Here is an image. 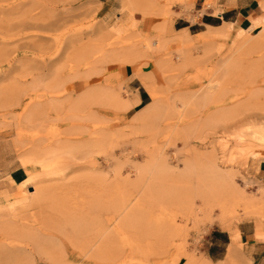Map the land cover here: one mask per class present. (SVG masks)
Listing matches in <instances>:
<instances>
[{"label": "rangeland", "instance_id": "obj_1", "mask_svg": "<svg viewBox=\"0 0 264 264\" xmlns=\"http://www.w3.org/2000/svg\"><path fill=\"white\" fill-rule=\"evenodd\" d=\"M222 1L209 0L205 8L216 9L218 14L221 7L217 3ZM257 1L261 13L253 17L251 24L256 26L253 30L256 37L238 53H246L245 60L238 65L239 69H233L232 75H224L225 81L221 79L223 72H218L214 79L218 81L221 77L219 82L228 98L245 87L252 89L251 86L257 88L259 85L261 95L256 97L257 100H248L246 106L250 109L254 106L260 112L264 110V0ZM0 7H4L7 16L10 13L7 19L0 9V26L3 19L0 27V56H3V61L0 60V187L7 183L8 173L14 168L23 170V178L28 181L30 176L37 175L36 192L29 182H25L13 197L0 201L4 204L0 205L1 214V210L15 199L25 195L30 197L29 204L15 207L14 219H0V264H189L190 257L195 264H220L226 263V259L218 263L208 260L213 228L226 232L228 237L222 242H228L227 249L232 242L231 235L240 227L254 229L255 234L256 226L264 228V220H257L248 206L229 194L221 196L228 211L227 219L219 218L216 209L211 214L208 199L204 202L198 199L197 194L204 190L200 184V189L199 185L196 188V181L176 180L162 169L160 153L167 158L166 163L182 166L174 155L182 150L184 138L190 136L187 147L198 157L200 165L205 167L200 156L219 155L224 160L232 159L231 164L240 175L235 179L238 185L246 187L248 192L264 186L256 175L259 162L264 160V144L250 134L251 129L263 126L236 123L233 130L240 137L232 139L221 152L215 139L221 136L222 130H214L206 122L215 110L213 104L205 108L204 115L203 112L200 115L193 113L191 107L184 111L180 107L178 98L181 94L210 78L217 68L218 52L227 53L232 46L229 38L217 35L220 27L208 28L200 35L175 32L173 25L179 26L181 18L190 22L197 20L196 14L203 12L199 11L200 4L194 5V0H0ZM163 26L168 32L166 42L160 36ZM4 27L8 32L1 30ZM234 32L237 34L238 27ZM186 36L194 45L185 46ZM159 40L165 42V46L154 55L146 46ZM205 48L212 51L206 59L203 57ZM179 53H182L181 58L177 56ZM4 55L7 60L3 59ZM126 64L136 67L135 75L151 101L136 107L135 111L132 108L138 101L130 94L127 80L122 75ZM140 67L151 69L157 76L151 71H141ZM118 88L122 101L110 98L112 89ZM88 92H100L103 96V99L99 96L100 101L108 103L109 107H96L100 119L98 123L89 124L98 126L101 130L98 131L104 135L110 133L113 136V149L107 148L109 151L105 149L97 154L98 167L93 170L81 169L80 160H60L49 166L33 164L35 158L29 151L31 147L32 152L36 151L37 147L33 146L40 141L42 149L59 139L72 145L81 144V132L84 131L79 119L81 111L76 112L73 108L81 105L82 95ZM64 99L67 102L63 103ZM126 99L132 105L123 107ZM51 101L57 105V111H49V121L42 118L31 130L23 117L34 105L47 107ZM78 101L80 104H76ZM142 116L147 117L144 123ZM42 127L48 128L44 132ZM40 130L43 132L38 133ZM16 141L19 145L14 146ZM7 144L11 145L8 147ZM161 169L164 175L160 176ZM155 170L159 172L152 175ZM199 203L205 211L193 219L189 216L190 211L198 209L195 206ZM92 208L99 211V218L112 217L114 220L113 244L106 241L108 233L103 234L100 243L89 241L98 234L91 227L84 228L83 220L91 215ZM57 211L67 213L64 219ZM51 221L58 223L52 227ZM80 221L84 225L82 228ZM238 243L245 256L230 264H257L246 245ZM55 247L57 250L54 251ZM226 253L227 250L224 252L222 248L218 250L221 259Z\"/></svg>", "mask_w": 264, "mask_h": 264}, {"label": "bare ground", "instance_id": "obj_2", "mask_svg": "<svg viewBox=\"0 0 264 264\" xmlns=\"http://www.w3.org/2000/svg\"><path fill=\"white\" fill-rule=\"evenodd\" d=\"M127 1L129 2L130 0H127ZM0 9H2V11H3V13L1 12V15L3 14L4 17H5L6 12H5L4 7H0ZM11 14H12V12H11ZM9 16H10V13H9ZM9 16H7V19L10 18ZM2 20H1V26H2V22H3ZM23 23H24V21H23ZM21 24H22V22H21ZM27 24L29 25V23H27ZM19 25H16V26H19ZM6 26H7V24H6ZM10 26H13V25H10ZM20 27H21V25H20ZM255 27L256 26H254V25H251L248 28L238 27L237 34H235V32H234V30L236 29V27L233 24H226V25L220 27L219 28V32L217 33V35H220L222 37L229 38V40L232 42L231 49L227 53H224V54H220L218 52L219 60H218V62L216 64L217 65V68L215 69V73L210 78L206 79L204 82L200 83L198 86H196V87L194 86L193 88L186 90L185 92H183L181 94V97L180 98L177 97L178 99H180V102H181L180 105H182L180 107H182V111H184L187 108L191 107V111L193 113L198 114V115L202 114V112H203V115H204L205 108H207L208 105L213 104V107H215V108H212V109H215V110L212 111L211 113L209 112L210 114L208 115L209 117L206 118L207 119L206 122H207V125L209 127L214 128V130H216L218 128H220V130H222L221 136H217V140L215 139V141L219 145V149H220L221 152L224 151L225 148L228 145L231 144L232 139H235L237 137H240V135H238L233 130L235 128L234 125L236 123H237L236 125L244 123V124H251L253 127L254 126H263L264 127V110H261L260 109L261 111L258 112V110H255V107L254 106H253L254 108L252 107V109H250V107L248 108V106H246V103H247L248 100H251V99H254V98L256 99V97H258V95H261L262 88L259 87V85H257L258 86L257 88H253V86H251L252 89L245 87V90H241V92H238L237 94L235 92V94H236V95L234 94L235 96L234 95H230V98H228V96L224 95L225 94V90L222 88L221 82H219L221 77H223V78H221L222 80L226 79V77L224 75H232L233 74L232 73L233 72V69L234 68L239 69L238 68V65L242 61L245 60L243 57H244V55L246 53H242V54L240 53L241 55L238 54V53L241 51L242 48H244V46L248 45L252 40L255 39L256 35H255L254 31H253ZM261 27H262V25H261ZM3 29H5V27L2 28L1 30H3ZM166 29H167L166 26L160 27V36L162 37V39H165V42H166V37L168 36V32L166 31ZM210 29H212V28H210ZM5 31H6V29H5ZM6 32H8V31H6ZM0 33H1V31H0ZM185 41H186L185 42V46L186 45L188 46L190 44H191V46L194 45V44H192V43L189 42V40L187 39V36L185 38ZM165 42H162V40H159L157 42L152 43L150 46H146V47L149 48L148 50L152 51V54L156 55V53H160V51L164 48V46H165L164 43ZM133 49H134V47H133ZM204 50H205V52H203V57H204V59H206L207 56H208V54L211 53L212 51H210L208 48H205ZM7 51H8V49H7ZM11 51H12V49H11ZM129 51H131V50H129ZM218 51H220V49ZM3 52H2V54H3ZM11 53L12 52H10L9 54H11ZM9 54H7V55H9ZM113 54H115V52H113ZM5 55H6V52H5ZM177 56H178V58H181L182 53H179ZM2 57L3 56H0V58H1L0 60H2ZM14 57L16 58L17 56L14 55ZM14 57H13V59H14ZM112 57H114V55L113 56L111 55V58ZM6 58H7V56H5L3 59H6ZM109 58H110V55H109ZM250 58L252 60V57H250ZM19 61H21V60H19ZM253 61H252V63H253ZM0 63H1V61H0ZM13 63H14V61H13ZM254 63H255V61H254ZM255 65H256V63H255ZM255 65H254V67H255ZM258 65H259V63H258ZM257 68L258 67L256 66V69ZM218 72L219 73L220 72H223V76L220 77L218 75L220 78L217 81V80L214 79V77L217 75ZM257 72H259V71L257 70ZM260 74H263V72L260 73ZM218 76H217V78H218ZM254 77H256V76H254ZM257 80H259V79H257ZM257 80H255V81H257ZM58 87H60V86H58ZM119 88L121 90L123 89L122 87H119ZM119 88L118 89H112L113 92L110 90V92H112L111 95H110V98L111 97H114V98H117V99L120 98L121 101H122V98H121V95H120V92H119L121 90H119ZM46 91H48V90H46ZM57 91H58V89H57ZM99 93H96V92L95 93L94 92H88V93L82 95V99L80 100L81 101V105H75L74 108H73L74 111H76V110L81 111V118L79 117V119H81V127H83V130H84L83 132H81V144L79 143L80 145H72L73 143L70 144V143H67L68 141L67 142H64L63 140L59 139L58 141H56V143L54 145H51V146L47 147L46 149H42L41 141L38 139V141H40V142H38L36 144V146H33V148L34 147H37V150L34 151V152H32L31 151L32 150V147H31V150L29 151V152H31L30 154H32L34 156V158H35L33 164H39V166H41V165H47V166H49L51 164L57 163L60 160H63L64 162H74V160L75 161H79L80 160V162H81V169L82 168H85V169L87 168V169H90V170L97 169V167H98L97 166V161H96L97 154H99L101 151H103V150H105L107 148L110 151L113 149L112 148L113 147V136L110 133L107 134V135H104L102 132H99L98 131V130H100L98 126H94V125L89 124V123H93V122L98 123V121L100 119L98 117V114H97L98 111L96 110V107L98 105L99 106L105 105L106 107L108 106V105H106L108 103H105L104 100L100 101V97L102 95H99ZM103 93H104V91H103ZM229 94H230V92H229ZM110 98H109V100H111ZM225 98L227 100L224 101L223 99H225ZM101 99H103V96H102ZM178 99H177V101H178ZM62 101H63V103H64V101L67 102V99L66 100L64 99ZM62 101L60 100V102H62ZM137 101H138V98H137ZM60 102L57 101V104H60ZM69 102H71V101H69ZM117 102H118V100H117ZM138 102H140V101H138ZM252 102H253V100H252ZM78 103H79V101L76 102V104H78ZM110 103L111 102H109V104ZM220 103H222V105H219ZM46 104H47V102H46ZM119 104L122 106V103L119 102ZM40 105L41 104H39V106H35V105H34V107L31 106L32 108L29 109L30 111L28 112V114L23 117L24 118V121L27 124H29V126L31 125V127H29L30 129L32 128L31 130L35 129V127H32V126H34V125H36L38 123L39 124L41 123L40 119L46 118V119H44V121L45 120L46 121L47 120L49 121V117L48 116H50V115H48V112L49 111H53V109L57 111V109H58L57 105L53 101H51L49 104H47V107L45 105H43L45 107H41ZM60 105H59V107L62 106V105L61 106ZM130 105H132V103L130 102L129 99H126L125 101H123V107H128ZM9 107H11V106H8L7 108H9ZM61 109L63 110V106H62ZM61 109H60V111H62ZM63 112H65V110ZM78 115H80V114H78ZM9 117H7V118H9ZM47 117H48V119H47ZM57 118H58V116H57ZM141 118L143 119V123L146 122V120H147L146 118L147 117H143L142 116ZM52 119H53V117H52ZM58 120H60V119H58ZM50 121H52V120H50ZM75 121H78V120H75ZM86 123H88V124H86ZM219 125H221V126H219ZM24 128H26V126H24ZM39 129H41V127ZM46 129L44 130L43 127H42V130H44V132L46 131ZM42 130L38 131V133L39 132H43ZM250 134L255 139L259 140L260 143L264 144V128L251 129L250 130ZM186 136H188V135H186ZM184 139L185 140H184V145L182 147V150L180 152H176L175 155H174V157L178 161H180L182 163V166H179L178 167V166L172 165V163H170V164H168V162L166 163L165 161H166L167 158L166 157L164 158V154L163 153H160L159 154V158L163 161L162 162L163 165L162 164L161 165H162V169L164 170L165 174H167L168 176H172L176 180L178 179L180 181H184V180L187 181V180H191L192 179V180L196 181V182H194V184L196 183V188L200 184L201 185V188H204V190H203L202 193H200V192L198 193L200 195L197 194L198 199L201 202H204V199H208L207 202H210L209 205L211 207V214L216 209V211H217L216 214L218 216H220L219 218L227 219L226 215L228 214V211L225 209V207L223 205L221 196L229 194L230 197L231 196L234 197L235 200L238 201L239 203H242V204H245L246 206H248L251 209V211L254 213L255 218H257V220H259V221L264 220V186H258V187H256L255 192H248L245 189L246 187L244 188V187L238 185L237 182L235 181V179H236V176L239 175V174L233 168V166H232L233 163L231 164L232 159H227V160L225 159L224 160L223 157L221 158L219 155L200 156L199 159H201V160L204 161L205 167L202 166V165H200L201 163L200 164L198 163V161H199L197 159L198 157H195L194 153L192 152V149L191 148L188 149V147H187L189 145L187 143L190 140V136L189 137H186ZM24 143H25V145L22 143V147L23 146H26V142H24ZM7 145L9 147V145H11V144H7ZM17 145H19V144L16 141V143L14 144V146H17ZM34 145H35V143H34ZM23 148H25V147H23ZM110 154H111V152L109 153V155ZM112 154H111V156H112ZM108 157H110V156H108ZM253 157H254V155H253ZM110 158H112V157H110ZM155 158L156 157H154V160H155ZM256 158H257V156H256ZM157 161H159V160H157ZM152 165H151V167L153 168ZM156 165H158V162H157ZM149 166H150V164H149ZM160 166H157V167L159 168ZM151 167H150V169H151ZM158 168H156V169H158ZM162 169H161V172H162ZM143 171H145V170H143ZM150 171L148 170V173H150ZM155 171H156L155 173L152 172L153 173L152 175L158 173L160 171V168H159V171L158 172H157V170H155ZM161 172H160L159 175L160 176H161V174L164 175V172H162V173ZM148 173L146 172V175H148ZM157 176H158V174H157ZM36 179H37V175H32V176L29 177V185H30V188L32 190H35L36 189V187H35L36 182H37ZM200 185H199V189H200ZM194 188H195V185H194ZM196 188H195V190L198 191V189H196ZM199 191H201V190H199ZM35 192H36V190H35ZM32 194L33 193L31 192V195ZM29 198L25 195L24 198L15 199L8 207H6L4 210L3 209L1 210V214L2 215L0 214V219L3 218V217H9V218L14 219L15 217H13V213L15 211L14 210L15 207L18 206L19 204H29L30 203V199ZM195 207H197L198 209L191 210L190 211V214H189V216L194 217L193 219H195V217H198L201 213H203L205 211V208L202 206L201 203L196 204ZM57 212L60 213L59 211H57ZM71 212H72V210H71ZM73 212H75V211H73ZM97 212H99V211L92 208L91 215L88 216L87 218H85V221L83 220V222L85 223V226L82 225L81 221H80V223H81L82 226L81 225L80 226H81V228L83 226H84V228L91 227L92 229H95L97 231L98 234H96L95 236H92L91 239L89 240L90 242H93L95 244L96 243H100V241L102 242V237L104 236L103 234L108 233V237L106 238V241L111 245V244H113L112 243L113 241H112L111 236H112V231H113V223H114V220L112 219V217H108V218H104V219L99 218L100 216H98V214L100 215V213H97ZM61 214H62V211L58 215H61ZM66 214L65 213L62 214L64 216H61V217H63V219H64V217L66 216ZM70 214L71 213H69V216H70ZM191 217H189V218H191ZM53 218L54 217H52V219ZM66 218L68 219V216ZM55 220H56V218H55ZM77 220L79 221V219H77ZM53 221H54V219H53ZM53 221H51V223ZM197 221H198V219H197ZM11 222H13L12 224H15L14 221H11ZM55 223L52 224V227L55 226ZM50 224H48V225H50ZM78 225H79V223H78ZM65 226H64V228H65ZM70 228H72V227L70 226ZM29 230H31V228ZM56 234H58V233H56ZM36 236H38V233H37ZM47 239H48V236H47ZM40 240L42 241V239H40ZM50 240H51V238L49 236V241ZM106 241L104 243H106ZM30 242H31V240H30ZM52 242H55V241L52 239ZM42 243L43 242H41V244ZM40 247L41 246H39L38 248L41 249ZM48 247H50V246H48ZM55 249H56V247L54 248V251H55ZM108 249H109V247H108ZM51 251H53V250H51ZM109 251H111V250H109ZM40 252H43V250L40 251ZM44 253H45V251H44ZM44 253H42V254H44ZM85 253L86 252H84V254ZM91 253L92 252H90V254ZM97 254H98V252H97ZM45 255H47V253H45ZM243 255L245 256V252L242 251V249L240 248V246H233L232 245V249L229 250V252L227 254V257H226V260H225L226 263H220V264H230V263H234L235 262L234 260H239L241 258L243 259ZM6 256H8V255H6ZM93 256H96V254H94ZM108 256H109V254H108ZM4 258H8V257H4ZM86 259H88V257ZM95 259H96V257H95ZM189 260H190V263L189 264H195L194 263V259H192V257H190ZM60 264H62V263H60ZM64 264H67V263H64Z\"/></svg>", "mask_w": 264, "mask_h": 264}, {"label": "crops", "instance_id": "obj_3", "mask_svg": "<svg viewBox=\"0 0 264 264\" xmlns=\"http://www.w3.org/2000/svg\"><path fill=\"white\" fill-rule=\"evenodd\" d=\"M209 0H194V5H201L199 11L202 13H197V20L190 22L186 18H181L182 22L179 26L175 24V32L180 33V31H187L190 35H200L208 30V28H219L225 24H233L235 27L248 28L252 24V19L254 16L261 13V8L257 0H224L220 3H217L221 10L217 14L216 9L207 10L205 6ZM198 11V12H199ZM149 64V63H148ZM143 72H153L151 69L146 67H140ZM136 67H133L131 64L124 65L122 69V75L127 80V87L136 99L138 98L137 104L132 108L136 110V107L145 106L149 104L150 96L144 86L142 85L140 79L135 75ZM154 73V72H153ZM155 76H157L154 73ZM8 181L0 187V201L6 199L7 197H13L15 191L22 189L25 180L24 171L19 168L11 169L8 173ZM256 175L259 180L264 183V160H261L258 164L256 170ZM9 202V201H8ZM6 204V203H5ZM4 205V204H0ZM257 233L255 230L247 227H240L238 232L231 235L232 242L229 244L227 249L228 242H222L223 238H227L226 232L219 228H213L212 235L213 241L209 244V249L207 251L208 260L212 263L222 262L226 259L227 254L230 248L233 246H241L238 242H241L246 245V249L252 258L253 262L257 264H264V228L256 226ZM240 232V236L237 237V234ZM222 248L224 252L227 250L226 256L224 259H221V255L218 254V250ZM212 260H217L213 262Z\"/></svg>", "mask_w": 264, "mask_h": 264}]
</instances>
